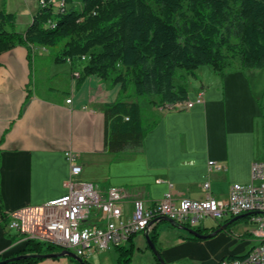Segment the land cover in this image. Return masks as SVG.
<instances>
[{
	"label": "crops",
	"instance_id": "0c3cea01",
	"mask_svg": "<svg viewBox=\"0 0 264 264\" xmlns=\"http://www.w3.org/2000/svg\"><path fill=\"white\" fill-rule=\"evenodd\" d=\"M56 50L24 46L0 55V256L10 258L25 248L16 245V233L7 228L8 215L43 204L67 193L73 152L82 166L80 180L102 192L115 186L124 190L122 208L129 218L134 203L148 207L171 192L176 202L227 198L232 184L251 182V167L264 162V84L254 85L248 69L235 62L222 72L212 66L196 70V80L184 76L189 101L203 94V102L158 107L149 99L148 112L130 87V102H138L147 125H154L139 153L112 154L105 150L104 106L119 99L122 84L92 75L78 86L74 69L63 62L59 70ZM51 60L49 65L46 63ZM257 71V70H256ZM257 73V72H256ZM254 75V74H252ZM257 75V74H256ZM49 82L52 85H48ZM183 84V83H178ZM193 84V85H192ZM71 99V103L67 100ZM213 161L222 170L209 168ZM209 182V189L204 184ZM237 221H216L200 226L209 238L192 240L187 231L159 221L157 248L165 264H220L242 257L260 243L255 229ZM249 223L250 221L247 220ZM228 226L224 228L225 225ZM173 227V228H172ZM152 234V233H151ZM130 264H161L143 234L133 237ZM130 246V242L126 248ZM115 251V252H113ZM119 252L110 249L89 264H118ZM37 264H79L69 258L44 259Z\"/></svg>",
	"mask_w": 264,
	"mask_h": 264
},
{
	"label": "trees",
	"instance_id": "16d2710c",
	"mask_svg": "<svg viewBox=\"0 0 264 264\" xmlns=\"http://www.w3.org/2000/svg\"><path fill=\"white\" fill-rule=\"evenodd\" d=\"M81 2V12L41 4L24 33L14 31V13L0 10V55L18 46L26 47L29 57L32 46L60 48L57 61L70 59L74 69L82 68L78 86L92 75L121 83L119 99L104 106V147L109 153H139L154 128L145 123L141 105L129 101L130 87L138 98L156 96L158 107H175L189 101L186 83L175 82L179 68L194 79L203 66L222 72L237 62L242 69L264 70V0ZM158 237L156 231L150 235L156 248ZM117 250L118 264H130L133 238L128 248ZM61 251L30 242L10 258L29 257L7 264H37L42 256ZM7 259L0 256V262Z\"/></svg>",
	"mask_w": 264,
	"mask_h": 264
},
{
	"label": "built area",
	"instance_id": "2783aa9c",
	"mask_svg": "<svg viewBox=\"0 0 264 264\" xmlns=\"http://www.w3.org/2000/svg\"><path fill=\"white\" fill-rule=\"evenodd\" d=\"M41 4H46L41 0ZM62 2L60 8L65 7ZM83 56L82 61H87ZM68 62H71L68 59ZM76 78L80 72H75ZM71 99L67 103H71ZM203 102V94L185 103L187 109ZM71 166L65 183L68 191L37 206L20 208L8 215L7 228L16 233V242L50 244L69 250L87 262L88 258L118 248H126L133 236L151 234L162 218L173 220L178 226L197 230L206 219L233 220L238 212H248V220L256 227L260 243L242 257L225 258L220 264H264V162L251 167V182L232 184L227 198L207 196L203 200L183 199L176 202L171 192L153 206L142 200L134 203L129 218H125L122 202L124 190L112 186L102 192L98 185L80 180L83 171L77 156L67 151ZM209 168L223 167L210 161ZM209 189L210 184H204Z\"/></svg>",
	"mask_w": 264,
	"mask_h": 264
},
{
	"label": "rangeland",
	"instance_id": "374dc122",
	"mask_svg": "<svg viewBox=\"0 0 264 264\" xmlns=\"http://www.w3.org/2000/svg\"><path fill=\"white\" fill-rule=\"evenodd\" d=\"M40 2H41V0H0V10H7L10 13H14L17 16V23L14 27V31L24 33L27 30V28L29 27L30 23L32 22L33 17L39 11V9L41 7ZM44 2L45 3L48 2L49 4H52L54 10L58 11L60 9L61 3L65 2V0H44ZM64 4H65V7L68 9H74V10H77L79 12H81L83 10V4H82L81 0H73V2L71 4H67V3H64ZM59 50H60V48L56 50V52H58V53H56L58 56H59ZM96 50L98 51V50H100V48H96ZM46 63L51 65L52 61L48 60ZM69 63L71 64V62H69ZM59 65L60 66L57 67V68H59V70H65L66 65L63 62H61ZM203 67H205V66H203ZM252 74H254V75H252ZM184 76H189V75L187 74V72L184 69L179 68L177 71V77L175 79V82L177 84L178 83H186V81L183 79ZM249 76L251 77L250 79L252 80L253 85H254L255 81H257V80H255V77L259 76V80H261V82L259 84H260V86H261V84L263 86V84H264V70L249 71ZM191 78L192 77H190L189 80ZM192 79L196 80L194 78H192ZM51 83H53V82H51ZM51 83L49 82L48 85L51 86L52 85ZM256 85H258V81H257ZM150 97L151 96L142 97V98L137 97L139 99V102L142 103L144 113L148 112V105H149ZM244 220H246V221L241 223V228L246 227V228L253 229V230L255 229V227L247 221L248 218L244 219ZM216 223L217 222L214 221L213 219H206L204 222H202V226L212 227V226H215ZM174 230L180 231L181 229L180 228H174ZM16 245L24 246V243L23 242H16ZM113 252H115V251H113ZM91 260H92V258L87 259V261H91Z\"/></svg>",
	"mask_w": 264,
	"mask_h": 264
},
{
	"label": "water",
	"instance_id": "95a60500",
	"mask_svg": "<svg viewBox=\"0 0 264 264\" xmlns=\"http://www.w3.org/2000/svg\"><path fill=\"white\" fill-rule=\"evenodd\" d=\"M247 215L248 214H244V215L238 216V217L234 218L231 222H234V221H237V220L242 219L244 217H247ZM162 220L167 221L171 225H174V226H176V227H178V228H180V229H182L184 231H187L190 235L198 237V238H201V239H206V238L212 237V236H214L216 234V233L215 234H210V235L201 234L197 230L190 229V228L183 227V226H178L173 220H170L168 218H162L159 221H162ZM227 226H228V224L225 225L224 228H226ZM150 235L151 234L145 235L146 238H147V242H148V245H149L150 249L154 252V254L156 256H158V259L160 260L161 264H165L164 260L162 259L161 255L159 254V251L157 250L156 246L151 242ZM27 257H29V256H18V257L8 258L7 260L1 261L0 264H7L9 262L20 260V259H24V258H27ZM42 257L45 258V259H57V258L65 257V258L73 259L76 262H78L79 264H88V262L84 261L82 258L78 257L76 254H74L73 252H71L69 250H66V249L62 250L59 253L48 254V255H44Z\"/></svg>",
	"mask_w": 264,
	"mask_h": 264
},
{
	"label": "bare ground",
	"instance_id": "6f19581e",
	"mask_svg": "<svg viewBox=\"0 0 264 264\" xmlns=\"http://www.w3.org/2000/svg\"><path fill=\"white\" fill-rule=\"evenodd\" d=\"M244 214H248V212H238V216H241V215H244ZM246 218H248V215H247Z\"/></svg>",
	"mask_w": 264,
	"mask_h": 264
}]
</instances>
